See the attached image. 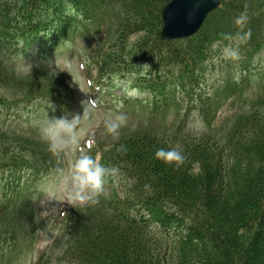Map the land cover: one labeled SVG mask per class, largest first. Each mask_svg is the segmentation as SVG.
Instances as JSON below:
<instances>
[{"label": "trees", "instance_id": "obj_1", "mask_svg": "<svg viewBox=\"0 0 264 264\" xmlns=\"http://www.w3.org/2000/svg\"><path fill=\"white\" fill-rule=\"evenodd\" d=\"M169 1L0 0V81L19 80L4 61L6 41H41L40 53H47V44L115 24L99 76L136 84L151 94L157 111L172 94H188L201 84L214 42L240 37L248 55L264 49V0H220L195 35L163 40L162 12ZM39 68L30 83L49 88V96L59 101L67 85L49 77L45 66ZM226 74L203 109L206 130H184L171 139L138 127L102 150V162H115L122 181L129 182L122 194L100 201L90 217L79 215L74 257L65 263L56 258L57 264H264V114L257 109L240 113L232 127L214 129L221 102L233 95L241 99L247 88ZM56 82L65 85L58 94L51 89ZM6 101L0 97V104ZM255 102L264 106V83ZM22 136L0 133V264H23L33 248L39 217L33 198L21 193L24 175L52 168L47 154L31 141L37 138ZM160 148L178 149L183 160L156 157Z\"/></svg>", "mask_w": 264, "mask_h": 264}, {"label": "rangeland", "instance_id": "obj_2", "mask_svg": "<svg viewBox=\"0 0 264 264\" xmlns=\"http://www.w3.org/2000/svg\"><path fill=\"white\" fill-rule=\"evenodd\" d=\"M109 27L90 34L78 31L70 40L47 44V53H40L41 41H33L27 45L23 41L17 45L5 42L6 47L2 51L4 61L13 67L11 76L16 75L19 80L18 84L0 81V97L7 100L0 104V133L20 134L24 138H27L24 135L36 137L31 141L40 145L52 166L48 170L41 169L38 174L27 171L25 175L21 193L24 197L33 198L39 221L38 231L33 230L37 234L35 244L24 257L23 264H40L42 258L46 257L52 258L51 264H57L56 258L65 263L67 258L74 257L72 245L79 235V215L85 219L89 211H95L100 201L106 202L122 194L129 182L126 179L122 181L124 175L115 162H102V150H109L121 137L138 127L149 128L152 132L171 139L180 137L177 134H182L184 130L195 133L206 130L208 123L203 109L207 108V99L222 85L228 71L236 79L245 82L247 88L241 99L233 95L221 102L214 129L220 131L222 128L232 127L240 113H252L257 109L264 114V106L259 107L255 102L262 93L264 83V49L248 55L240 37L214 42L201 84L191 88L188 94H172L162 102L163 109L156 111L149 93L136 91L135 94H126L122 88L125 84L120 78L109 79L110 83L117 84L111 89L106 88V83L109 82L102 85L97 83L95 76L99 74L101 55L114 41L116 25ZM135 38L137 35L131 37ZM233 51L237 53L236 56L230 54ZM21 58L23 66L19 64ZM41 65L47 68L49 77L58 81L63 79L67 85L66 90H60L58 103L49 96V88H34L33 82L30 83ZM65 85L60 83L61 89ZM60 86L56 82L51 89H56L54 92L58 94ZM125 95H134L131 96L133 99L143 96L144 100L129 102L124 99ZM117 114H124L126 122L117 129L118 134H113L107 131L105 121ZM55 117L68 120L80 118V123L76 126L79 143L62 149L59 153H53L48 142L40 135V128ZM13 144L15 142L9 143L8 147L15 146ZM2 147L0 143V160ZM82 154L91 155L107 168L117 169L115 174L105 176L95 203L81 204L70 199V168ZM46 188L53 194H49ZM26 221L30 226V221ZM21 246L24 247V243Z\"/></svg>", "mask_w": 264, "mask_h": 264}, {"label": "clouds", "instance_id": "obj_3", "mask_svg": "<svg viewBox=\"0 0 264 264\" xmlns=\"http://www.w3.org/2000/svg\"><path fill=\"white\" fill-rule=\"evenodd\" d=\"M244 19L243 16L237 18V23ZM236 56V52L230 53ZM19 64L23 66L22 58ZM26 67V66H25ZM150 67V65H149ZM134 75V74H133ZM136 89L129 90L130 94H135ZM126 122L124 114H117L114 118H109L105 121L107 131L113 134H118L117 129ZM80 123V118L76 117L68 120L64 117H55L47 121L40 128L41 138L46 140L49 149L53 153H59L62 149L73 147L79 143L77 125ZM156 157L162 158L165 161L181 162L183 156L176 148L164 149L160 148L155 153ZM115 167L107 168L98 163L91 155H80L71 165L70 179L71 190L70 199L74 202L86 204L89 202L95 203L98 193L101 192L107 174H115ZM49 194H53L49 189H45Z\"/></svg>", "mask_w": 264, "mask_h": 264}, {"label": "water", "instance_id": "obj_4", "mask_svg": "<svg viewBox=\"0 0 264 264\" xmlns=\"http://www.w3.org/2000/svg\"><path fill=\"white\" fill-rule=\"evenodd\" d=\"M220 0H171L162 13L163 40L179 39L199 31L207 15L220 5Z\"/></svg>", "mask_w": 264, "mask_h": 264}, {"label": "bare ground", "instance_id": "obj_5", "mask_svg": "<svg viewBox=\"0 0 264 264\" xmlns=\"http://www.w3.org/2000/svg\"><path fill=\"white\" fill-rule=\"evenodd\" d=\"M171 1V0H170ZM213 12V11H212ZM163 13V12H162Z\"/></svg>", "mask_w": 264, "mask_h": 264}]
</instances>
